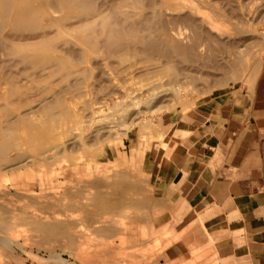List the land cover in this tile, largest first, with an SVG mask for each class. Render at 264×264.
<instances>
[{
	"label": "rangeland",
	"instance_id": "1",
	"mask_svg": "<svg viewBox=\"0 0 264 264\" xmlns=\"http://www.w3.org/2000/svg\"><path fill=\"white\" fill-rule=\"evenodd\" d=\"M263 64L264 0H0V264H164L142 151Z\"/></svg>",
	"mask_w": 264,
	"mask_h": 264
},
{
	"label": "crops",
	"instance_id": "2",
	"mask_svg": "<svg viewBox=\"0 0 264 264\" xmlns=\"http://www.w3.org/2000/svg\"><path fill=\"white\" fill-rule=\"evenodd\" d=\"M160 126L140 168L164 264H264V64L250 92Z\"/></svg>",
	"mask_w": 264,
	"mask_h": 264
}]
</instances>
